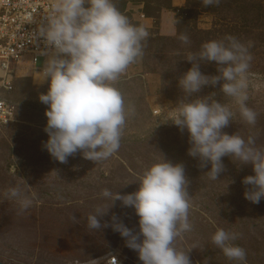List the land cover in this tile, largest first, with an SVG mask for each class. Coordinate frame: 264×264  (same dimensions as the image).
<instances>
[{
    "label": "rangeland",
    "instance_id": "1",
    "mask_svg": "<svg viewBox=\"0 0 264 264\" xmlns=\"http://www.w3.org/2000/svg\"><path fill=\"white\" fill-rule=\"evenodd\" d=\"M128 2L137 4L136 0ZM170 3V8L143 5L152 14L153 40L147 39L142 57L115 82L124 99L126 123L120 147L109 158L95 163L79 150L67 163L50 156L43 147L48 139L44 131L46 105L38 99L46 92L47 82L17 72L13 89L0 91L14 113L10 121L0 123V262L105 264L108 257L115 256L121 264H142L111 226L91 229L87 217L97 208L110 206L111 201L100 195L104 189L121 195L135 191L136 175L164 157L181 163L189 181L191 229L177 237L173 246L189 251L192 264H240L229 260L211 241L217 228H223L236 234L233 243L245 249L246 264H264V198L254 204L243 195L247 186L242 178L253 174L251 164L243 165L235 156L222 157L224 171L218 179H210V165L201 167L198 158L188 155V133L171 121L179 105L189 99L178 87V78L191 67L185 58L205 42L232 36L251 45L244 91L246 106L256 113L255 124L241 118L239 104L224 95L219 84L205 86L196 95L215 92V98L232 112L222 131L246 142L251 137L252 147L264 150V0H223L216 12L198 5L186 15V21L179 19L177 10L186 0L182 5L177 0ZM162 12H168L167 22L159 20ZM181 34L189 37L188 44L179 39ZM22 62L20 68L32 69L28 58ZM200 70L217 74L215 62L201 63ZM12 188L34 197L29 209L20 211L18 199L9 195ZM114 214L138 231L134 209L119 200L98 219L102 225H110Z\"/></svg>",
    "mask_w": 264,
    "mask_h": 264
},
{
    "label": "clouds",
    "instance_id": "2",
    "mask_svg": "<svg viewBox=\"0 0 264 264\" xmlns=\"http://www.w3.org/2000/svg\"><path fill=\"white\" fill-rule=\"evenodd\" d=\"M203 7L218 5L220 0H200ZM149 33L143 26L129 22L114 5L113 0H53L49 13L41 19L33 32L31 43L40 41L44 47L39 54L46 56L40 83L47 82L46 92L38 95L46 105L44 131L48 139L43 143L51 157L67 163L78 150L87 159H107L118 151L126 123L124 99L115 82L128 67L143 55V44ZM179 39L189 43V37ZM235 37L212 40L201 45L199 51L185 59L191 67L178 78V87L189 99L179 105L171 121L187 131L190 147L188 155L198 158L201 167L208 168L210 179H218L224 171L222 157L235 156L241 164H251V175L242 178L247 186L244 198L258 204L264 198V150L252 147L239 135L222 131L232 112L215 98V92L196 95L205 86L219 84V90L235 98L241 118L255 124L256 113L246 106L247 87L244 74L252 59L249 47ZM215 62L217 74L207 75L201 63ZM196 97V99H190ZM138 188L121 195L108 189L101 197L111 201L107 208H97L87 217L88 227L102 229L111 226L124 238L125 245L135 251L142 264H192L188 252L177 250L173 242L189 231V181L181 163L163 157L136 175ZM17 198L20 211L33 204L19 188L9 190ZM134 209L138 217V231L126 226L115 214L111 224H101L98 217L107 214L115 201ZM236 234L217 228L211 241L229 260L246 264V251L234 244ZM117 264L118 258L105 260ZM124 264V262H123Z\"/></svg>",
    "mask_w": 264,
    "mask_h": 264
},
{
    "label": "built area",
    "instance_id": "3",
    "mask_svg": "<svg viewBox=\"0 0 264 264\" xmlns=\"http://www.w3.org/2000/svg\"><path fill=\"white\" fill-rule=\"evenodd\" d=\"M52 2L0 0V91L9 92L13 89V80L23 63L22 59L28 58L32 72L39 71L43 66L46 56L39 52L44 45L40 41H31L38 23L48 15ZM139 17L144 18V14L141 13ZM13 114L10 102L0 95V123L10 121ZM112 260H108L107 264H114V258Z\"/></svg>",
    "mask_w": 264,
    "mask_h": 264
},
{
    "label": "trees",
    "instance_id": "4",
    "mask_svg": "<svg viewBox=\"0 0 264 264\" xmlns=\"http://www.w3.org/2000/svg\"><path fill=\"white\" fill-rule=\"evenodd\" d=\"M114 1V5H115V7L123 14V15H125L127 18H128V20H129V22L131 23V24H133V25H136V26H140V23L137 21V20H134V18L132 17V11H126L125 9H126V4H127V1L128 0H113ZM137 2H142L144 5H145V7L147 6V5H149V4H152V3H154L155 5H158V7L159 8H161V7H165V8H170V1L171 0H136ZM225 1V0H224ZM221 2H223V0H220V3ZM196 4V5H195ZM195 5V6H194ZM198 5H201L200 4V0H186V4H185V6L184 7H182V8H179V9H177L178 10V17H179V19L180 20H184V21H186V19L188 18L186 15H188V13H192L193 11H194V9L193 8H196ZM201 7H203V6H201ZM203 8H205V9H207V10H210V11H213V12H216L217 10H218V5H212V6H209V7H203ZM146 10V9H145ZM144 10V8L142 9V12L144 13V15L145 16H149V17H152L151 15H149L146 11ZM159 10V9H158ZM197 11V10H196ZM154 12V11H153ZM154 13H156V12H154ZM153 13V14H154ZM196 13V12H195ZM154 16V15H153ZM179 24H184L185 25V23H179ZM152 32H150V35L148 36V40L149 39H152L153 40V38H152ZM152 40H151V42H152ZM147 41V40H146ZM145 41V42H146ZM144 42V44H146ZM148 53L150 52V51H147ZM19 79H21V78H19ZM14 81V80H13ZM19 81V80H18ZM21 82V81H20ZM0 95L1 96H4V93H0Z\"/></svg>",
    "mask_w": 264,
    "mask_h": 264
},
{
    "label": "crops",
    "instance_id": "5",
    "mask_svg": "<svg viewBox=\"0 0 264 264\" xmlns=\"http://www.w3.org/2000/svg\"><path fill=\"white\" fill-rule=\"evenodd\" d=\"M174 1V0H173ZM179 4H184V0H177ZM143 3L142 2H137V4H133L131 2H128L126 4V11H132V17L134 18V20H137L140 23V26H143L148 33L151 32V27H152V18L150 17H146L144 15V18H140L139 15L142 13V8H143ZM162 17L159 19L161 22L163 21H168L169 16H168V12H162L161 13ZM164 27V26H163ZM18 73H20L21 75L24 74V76H32L38 79H41V73L39 74V72H32L31 70L28 69H23V68H18ZM37 73V74H36ZM19 76V75H18ZM34 81V78H33Z\"/></svg>",
    "mask_w": 264,
    "mask_h": 264
},
{
    "label": "water",
    "instance_id": "6",
    "mask_svg": "<svg viewBox=\"0 0 264 264\" xmlns=\"http://www.w3.org/2000/svg\"><path fill=\"white\" fill-rule=\"evenodd\" d=\"M0 264H5V263H3V262H0Z\"/></svg>",
    "mask_w": 264,
    "mask_h": 264
},
{
    "label": "bare ground",
    "instance_id": "7",
    "mask_svg": "<svg viewBox=\"0 0 264 264\" xmlns=\"http://www.w3.org/2000/svg\"><path fill=\"white\" fill-rule=\"evenodd\" d=\"M109 258V257H108ZM120 263V262H119ZM121 264V263H120Z\"/></svg>",
    "mask_w": 264,
    "mask_h": 264
}]
</instances>
